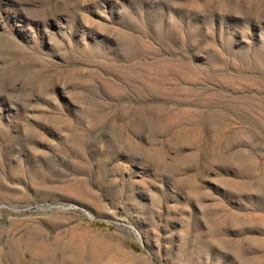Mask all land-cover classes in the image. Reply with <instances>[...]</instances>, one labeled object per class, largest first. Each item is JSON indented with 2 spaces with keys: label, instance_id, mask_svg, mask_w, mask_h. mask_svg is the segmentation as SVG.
<instances>
[{
  "label": "rangeland",
  "instance_id": "rangeland-1",
  "mask_svg": "<svg viewBox=\"0 0 264 264\" xmlns=\"http://www.w3.org/2000/svg\"><path fill=\"white\" fill-rule=\"evenodd\" d=\"M0 264H264V0H0Z\"/></svg>",
  "mask_w": 264,
  "mask_h": 264
}]
</instances>
